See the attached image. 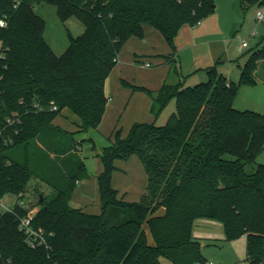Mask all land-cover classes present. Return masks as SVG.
Instances as JSON below:
<instances>
[{
  "label": "trees",
  "instance_id": "1",
  "mask_svg": "<svg viewBox=\"0 0 264 264\" xmlns=\"http://www.w3.org/2000/svg\"><path fill=\"white\" fill-rule=\"evenodd\" d=\"M42 3L55 5L62 21L76 16L85 25L82 35L69 36L61 56L45 40L46 22L35 12ZM240 3L248 8L264 0ZM214 6V0H0L6 22L0 25V200L17 198L5 211L0 203V264H202L193 236L198 218L222 222L227 241L246 236L249 264H264V164L254 167L264 150V114L234 106L240 86L256 83L264 46L250 53L238 83L212 66L194 86L180 80L156 92L138 88L152 97L154 117L172 99L176 110L164 124L135 122L126 136L116 127L101 150L84 138L103 164L101 209L71 204L77 182L89 176L76 135L102 123L106 81L124 45L143 38L150 25L176 51L182 27ZM66 110L77 118L71 132L56 124ZM13 114L20 123L9 125ZM133 155L148 176L139 201L125 200L112 184L116 160ZM32 179L52 189L39 193L32 226L46 242L36 247L20 229L29 208L19 201Z\"/></svg>",
  "mask_w": 264,
  "mask_h": 264
},
{
  "label": "rangeland",
  "instance_id": "2",
  "mask_svg": "<svg viewBox=\"0 0 264 264\" xmlns=\"http://www.w3.org/2000/svg\"><path fill=\"white\" fill-rule=\"evenodd\" d=\"M214 5V10L203 17L197 23V26L203 23L205 29V35L203 36L219 40L198 47L197 53L204 54L198 62L199 64L193 62L194 49H186L184 52L179 51L180 57L177 61V67L180 71V79L185 86H194L197 83L206 81V67L209 65L216 67L218 72L222 73L229 81L238 83L242 68L250 53L264 46V21L257 19L258 10L264 13V4L245 8L241 5L240 0H214ZM35 12L45 20V40L58 56L63 55L69 47L70 35L78 37L85 32L84 23L76 16L62 21L57 13V7L53 4H38L35 6ZM254 32L255 35L252 36ZM244 41L249 43V47L240 50ZM212 44L215 45L214 49H217L218 46L221 48V51L218 52V49L215 53L219 54L221 52L219 55H222L213 62L210 60L212 57L210 52ZM1 50L2 41L0 40V54L2 53ZM174 62L172 64H175ZM196 67L201 68L197 69ZM255 79V84L240 86L234 106L239 110H252L264 114V59L258 61ZM176 106V99H172L159 117L153 118V121L156 120L158 124H164L169 115L176 110ZM66 116L68 118L67 124H69L68 120L71 123L72 119L69 114ZM60 123L62 124V122ZM93 134L99 150L110 145L104 136L95 131H93ZM78 135L76 139L84 137L83 134V136ZM82 149L89 170L94 171L95 158L91 143L88 141L82 142ZM14 151L18 153L20 149L15 148ZM257 164H264V150L258 155L254 167ZM51 191L52 189L48 185L43 183L37 186L36 180L32 179L22 199L31 208L37 209L39 193L43 192L49 195ZM16 201L15 195L7 194L0 200L1 209L5 211L11 208ZM145 227L147 228L146 224ZM193 236L200 242L202 253L206 259L202 264H249L246 236L227 241L222 222L211 218H198L193 224ZM164 263L167 264L168 260H164Z\"/></svg>",
  "mask_w": 264,
  "mask_h": 264
},
{
  "label": "crops",
  "instance_id": "3",
  "mask_svg": "<svg viewBox=\"0 0 264 264\" xmlns=\"http://www.w3.org/2000/svg\"><path fill=\"white\" fill-rule=\"evenodd\" d=\"M203 35H205L203 23L199 26H197V23L195 25L185 24L176 38V51H173L157 29L146 25L143 38L132 37L124 45L118 55V62L106 81L105 92L108 96V103L102 123L97 129L78 133L83 134L84 137L78 138L77 142L81 143L84 138H92L96 142L93 137V131H95L107 138L110 144V136L116 127L121 128L123 136H126L135 122L153 121L154 115L151 112L153 99L150 94L138 88H146L156 92L165 82H179L181 80L180 72H176L178 68L177 61L180 57L179 51L184 52L186 49H194L193 62L194 64H199L198 62H200L204 54L197 53L198 47L219 40ZM214 47L215 45L213 44L210 47V52L212 53L210 60L212 62L222 56L219 55L221 52L219 54L215 53L218 49V52L221 51V48L218 46L217 49H214ZM242 49L241 45L240 50ZM167 56L172 57L175 64L168 63L166 60ZM146 63H150L151 66L147 67ZM211 66L209 65L206 68ZM196 68L200 69L201 67ZM67 114L71 117L72 124L70 120H68L69 124H67ZM76 121L77 118L66 110L63 115L56 119V124L71 132L76 129L74 124ZM78 134L76 137L79 136ZM78 147L81 150L82 158L85 160L82 143ZM93 153L95 158L94 171H90L86 163L89 176L77 182L71 204L75 207H81L90 213H99L101 201L98 176L103 171V164L96 156V152L93 151ZM115 164L116 169L112 177L114 188L119 191L120 196L125 200L139 201L146 193L148 184V176L143 163L138 156L133 155L126 160L118 159ZM162 212L163 208L160 209L159 213L161 214ZM148 237L150 243H153L154 240L149 232Z\"/></svg>",
  "mask_w": 264,
  "mask_h": 264
},
{
  "label": "built area",
  "instance_id": "4",
  "mask_svg": "<svg viewBox=\"0 0 264 264\" xmlns=\"http://www.w3.org/2000/svg\"><path fill=\"white\" fill-rule=\"evenodd\" d=\"M257 19L259 21H264V13L261 10L257 11ZM198 21L197 23H199ZM0 25L4 26L6 25V22L4 20H0ZM255 35V32L252 33V36ZM249 46V43L247 41H244L242 43V48H247ZM147 67H150V63H146ZM53 109H56V106L53 107ZM15 123H20V119L17 117L16 114H13L11 117L8 118V124L13 125ZM17 132V130H16ZM19 204L25 208H29L27 214L23 216L20 220V229L26 234L27 241L32 247H36L42 244H45L46 237L44 235V231L41 229H35L32 226V221L34 219V216L37 212L36 208H31L24 199L19 201ZM10 209V208H8Z\"/></svg>",
  "mask_w": 264,
  "mask_h": 264
},
{
  "label": "water",
  "instance_id": "5",
  "mask_svg": "<svg viewBox=\"0 0 264 264\" xmlns=\"http://www.w3.org/2000/svg\"><path fill=\"white\" fill-rule=\"evenodd\" d=\"M42 197V196H41Z\"/></svg>",
  "mask_w": 264,
  "mask_h": 264
}]
</instances>
